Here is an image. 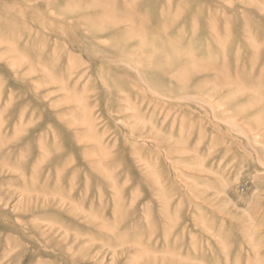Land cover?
Returning <instances> with one entry per match:
<instances>
[{
    "label": "rangeland",
    "instance_id": "rangeland-1",
    "mask_svg": "<svg viewBox=\"0 0 264 264\" xmlns=\"http://www.w3.org/2000/svg\"><path fill=\"white\" fill-rule=\"evenodd\" d=\"M0 264H264V0H0Z\"/></svg>",
    "mask_w": 264,
    "mask_h": 264
}]
</instances>
